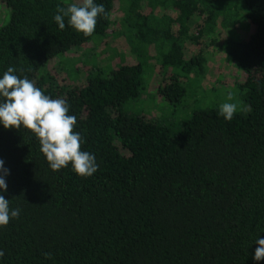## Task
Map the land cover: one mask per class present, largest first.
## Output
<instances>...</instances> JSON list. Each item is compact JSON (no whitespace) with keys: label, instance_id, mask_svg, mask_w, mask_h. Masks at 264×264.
Listing matches in <instances>:
<instances>
[{"label":"trees","instance_id":"1","mask_svg":"<svg viewBox=\"0 0 264 264\" xmlns=\"http://www.w3.org/2000/svg\"><path fill=\"white\" fill-rule=\"evenodd\" d=\"M114 1L94 0L107 15L92 35L106 33ZM0 2V78L13 66L45 95L65 99L81 150L98 164L90 177L70 164L52 171L33 133L0 125L9 172L0 195L21 210L0 227V264H264L253 259L264 239V0H117L118 25L167 68L157 86L166 102L184 103L208 60L236 69L230 103L242 108L233 118L219 115L224 92L223 103L193 107L175 132L121 111L143 86L140 60L107 73L93 67L79 84L48 73L51 58L92 36L67 18L63 30L54 21L57 6L72 3Z\"/></svg>","mask_w":264,"mask_h":264},{"label":"clouds","instance_id":"2","mask_svg":"<svg viewBox=\"0 0 264 264\" xmlns=\"http://www.w3.org/2000/svg\"><path fill=\"white\" fill-rule=\"evenodd\" d=\"M107 15L104 5L94 0H82L81 4L72 3L67 7L57 6L53 19L59 29L67 25L77 33L89 37L94 33L97 17ZM17 69L7 68L0 78V125L4 129L21 128L30 131L39 141L40 152L46 158L52 171H59L71 165L72 171L80 177H90L98 170L92 153L81 150L82 137L73 131L76 116L69 115V104L65 99H53L38 88L27 76L16 75ZM234 99L233 93L227 94V101ZM237 103L225 102L219 106V115L230 121L237 112ZM0 160V191L7 190L5 177L8 169ZM20 209H10L9 200L0 195V227H6L11 219L18 218ZM253 259H264V239H256ZM4 252L0 250V257ZM46 259L52 253H43Z\"/></svg>","mask_w":264,"mask_h":264},{"label":"rangeland","instance_id":"3","mask_svg":"<svg viewBox=\"0 0 264 264\" xmlns=\"http://www.w3.org/2000/svg\"><path fill=\"white\" fill-rule=\"evenodd\" d=\"M62 1L78 3L82 0ZM114 2L111 25L107 27L104 35L94 34L79 49L56 55L47 62V71L53 77L55 76L56 82L63 79V82L69 85L79 84L84 82L93 67H99L103 72H108L119 64L140 60L143 63V86L139 89L138 96L126 100L121 105V111L153 119L166 126L170 132L177 131L180 121L188 116L193 107L212 103L218 104L220 99H224L222 95L224 92H226V102H230L227 101V94L232 91L230 88L232 77L236 76L237 78L238 74L231 65L220 63L218 57H215L213 61L208 60L209 73L207 72L201 79L202 82H196L194 93L187 95L184 103L175 105L168 100L166 102L164 97L157 92V86L161 84L160 78L167 68L158 65L159 63L156 62L159 58L158 52L153 54L155 51L151 47L144 45L135 47L130 38L132 33L125 30V25H118L122 17L117 7L121 4L117 0ZM1 11H4L5 18L2 21L0 16V25L7 18V9L2 2H0ZM223 74L226 75L223 81L225 83L218 82L217 78ZM216 86L225 89L219 91L217 88H212ZM196 91H198L197 94ZM221 103L223 102L221 101ZM235 103L238 106L237 110L242 108L240 101Z\"/></svg>","mask_w":264,"mask_h":264}]
</instances>
